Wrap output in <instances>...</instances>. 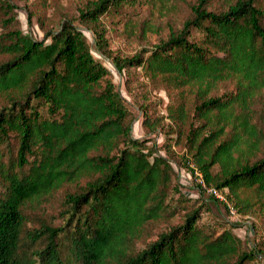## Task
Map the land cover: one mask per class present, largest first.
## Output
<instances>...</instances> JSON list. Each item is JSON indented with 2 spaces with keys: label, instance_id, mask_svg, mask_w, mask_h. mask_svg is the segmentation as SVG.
<instances>
[{
  "label": "trees",
  "instance_id": "trees-1",
  "mask_svg": "<svg viewBox=\"0 0 264 264\" xmlns=\"http://www.w3.org/2000/svg\"><path fill=\"white\" fill-rule=\"evenodd\" d=\"M132 1L93 0L80 9L99 52L108 50L99 19ZM218 1L213 10L210 0H196L181 28L146 56L112 61L120 71L134 65L175 88H194L200 123L189 124L184 164L223 192L239 218L255 204L241 192L264 199V131L252 109L264 91V0ZM0 2L7 15L0 31V264H264L260 248H242L231 229L205 230L203 203L136 249L146 225L167 211L171 164L132 136L133 118L111 72L72 20L37 40L12 27L14 5ZM225 81L231 90L210 95ZM168 111L179 125L188 118L182 103ZM68 184L76 188L65 194L60 223L29 225L28 205ZM179 200L189 199L180 193Z\"/></svg>",
  "mask_w": 264,
  "mask_h": 264
},
{
  "label": "rangeland",
  "instance_id": "rangeland-1",
  "mask_svg": "<svg viewBox=\"0 0 264 264\" xmlns=\"http://www.w3.org/2000/svg\"><path fill=\"white\" fill-rule=\"evenodd\" d=\"M91 1L93 0H9L14 5L16 17L12 27L20 28L24 33L41 40L47 31L57 30L65 19L72 20L86 35L94 57L111 72L116 89L133 118L132 136L144 140L154 153L165 157L171 164L174 172L172 188L169 189L167 197V211L160 219L146 225L143 235L137 241L136 249L154 240L159 232L180 223L187 211L186 207L203 203L199 223L205 230L213 231L217 235L223 228H229L241 239L242 248L257 246L264 255V199L251 190L241 192V195L252 198L254 208L247 216L233 217L220 202L210 200L208 193L200 189L196 176L184 164L185 135L189 124L194 123L197 126L200 123L195 120L193 112L198 101L194 88H175L162 77L154 78L141 67L134 65L126 66L120 71L112 61V58L131 57L166 40L190 16L191 5L196 0H134L119 12L103 15L98 22L105 31L107 54L110 56L96 49L92 26L81 23L77 18L80 9ZM221 5V1L210 0L208 9L218 10ZM6 17L4 13L0 14V31L2 19ZM143 53L145 56L148 54L145 51ZM233 86L230 81L221 82L210 95L219 96ZM180 103L184 104L188 114L183 125L171 119L168 111L169 106L175 108ZM5 104L6 98L0 95V108ZM252 109L253 122L264 131V91L256 95ZM176 131L183 135L179 136ZM216 170L214 166L213 171ZM74 188L76 187L73 184L64 185L41 199L40 204L28 205V224H59L65 210V194L72 192ZM180 193L185 194L189 200H179Z\"/></svg>",
  "mask_w": 264,
  "mask_h": 264
},
{
  "label": "built area",
  "instance_id": "built-area-1",
  "mask_svg": "<svg viewBox=\"0 0 264 264\" xmlns=\"http://www.w3.org/2000/svg\"><path fill=\"white\" fill-rule=\"evenodd\" d=\"M193 175L196 176V180H197V183L200 186V188H202L209 195H211L212 197L217 199L219 202H221L226 207V209L228 210L230 215H232L233 217L237 216V211H236L234 205L232 204V202H230L227 199V197L225 196V194L223 192H221L217 188L207 186L203 180L201 173L197 169H194Z\"/></svg>",
  "mask_w": 264,
  "mask_h": 264
}]
</instances>
